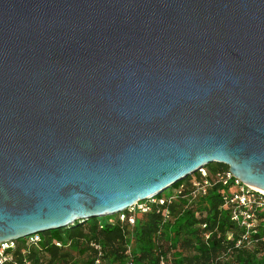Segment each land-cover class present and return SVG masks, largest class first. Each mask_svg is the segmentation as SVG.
<instances>
[{"label":"water","instance_id":"water-1","mask_svg":"<svg viewBox=\"0 0 264 264\" xmlns=\"http://www.w3.org/2000/svg\"><path fill=\"white\" fill-rule=\"evenodd\" d=\"M212 162L264 190V0H0V241Z\"/></svg>","mask_w":264,"mask_h":264},{"label":"trees","instance_id":"trees-1","mask_svg":"<svg viewBox=\"0 0 264 264\" xmlns=\"http://www.w3.org/2000/svg\"><path fill=\"white\" fill-rule=\"evenodd\" d=\"M210 165V172L228 167L217 162L205 167ZM190 177L170 188H177ZM221 204V187L214 185L207 194L195 199L181 194L170 202L151 203L150 210L137 215L131 227L125 222L111 221L108 215L76 221L67 228L46 231L51 238L70 240L71 245L65 248L48 245L38 264H92L91 240L100 243L105 257L116 264L124 262L128 245L133 264H264V252L259 254L262 248L238 249L226 238L233 223L228 209ZM205 232L209 233L208 238L204 237Z\"/></svg>","mask_w":264,"mask_h":264},{"label":"built area","instance_id":"built-area-1","mask_svg":"<svg viewBox=\"0 0 264 264\" xmlns=\"http://www.w3.org/2000/svg\"><path fill=\"white\" fill-rule=\"evenodd\" d=\"M196 173L197 176L174 188V192L171 194L162 195L160 198L152 197L153 203L170 202L181 194L190 199H195L207 194L212 186L219 185L221 187V205L228 209L229 220L233 223V228L226 232V238L233 242L235 248L248 251L262 248L259 254L263 253L264 192L252 185L243 183L228 171V167L210 172L203 166ZM147 200H141L128 206L125 210L116 213V220L111 221L125 222L131 227L138 213L141 214L150 210L151 203ZM163 213L167 216L168 212L164 210ZM205 225V223L202 224L203 227ZM208 236L209 233L205 232L204 237L208 238ZM48 245L65 248L71 245V241L51 238L46 232H37L18 239L0 241V264H38ZM89 247L93 251L92 264H116L105 257V250L100 243L91 240ZM130 252V245H128L122 264H133Z\"/></svg>","mask_w":264,"mask_h":264},{"label":"rangeland","instance_id":"rangeland-1","mask_svg":"<svg viewBox=\"0 0 264 264\" xmlns=\"http://www.w3.org/2000/svg\"><path fill=\"white\" fill-rule=\"evenodd\" d=\"M214 163V162H213ZM212 165L208 166V167H205L207 170L209 169V167H211ZM196 172H194L193 174H190V178L189 179H192L193 177L197 176V173L195 174ZM189 181V180H188ZM187 182V181H186ZM170 188V187H169ZM174 188H170L169 190H165V193L163 194L164 196L165 195H168V194H171L172 192H174L173 190ZM175 199V198H174ZM149 203H153V200L150 198L147 200ZM138 216H140V213L137 214ZM108 216H111V220H116L117 218V214H111V215H108ZM77 261L79 262L80 261V256H77Z\"/></svg>","mask_w":264,"mask_h":264},{"label":"bare ground","instance_id":"bare-ground-1","mask_svg":"<svg viewBox=\"0 0 264 264\" xmlns=\"http://www.w3.org/2000/svg\"><path fill=\"white\" fill-rule=\"evenodd\" d=\"M255 187V186H254ZM257 189H260L261 191H263L264 192V190L263 189H261V188H258V187H256Z\"/></svg>","mask_w":264,"mask_h":264}]
</instances>
